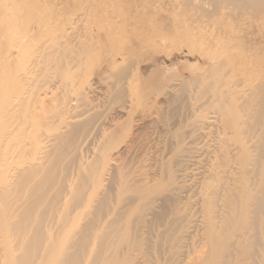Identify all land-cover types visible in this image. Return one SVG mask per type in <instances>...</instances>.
<instances>
[{
  "label": "bare ground",
  "instance_id": "obj_1",
  "mask_svg": "<svg viewBox=\"0 0 264 264\" xmlns=\"http://www.w3.org/2000/svg\"><path fill=\"white\" fill-rule=\"evenodd\" d=\"M38 1L12 0L11 14L0 12V264H165L163 255L179 251H171L178 226L187 228L193 216L188 204L176 210L187 173L206 247L192 264H239L242 257L264 264V60L248 63L252 74L237 84L246 85L240 94L206 86L212 111L192 130L212 124L217 133L199 155L177 125L153 158L151 183L137 184L130 163L116 164L125 145L141 130L160 137L170 124L150 111L138 68L123 65L105 88L89 82L84 65L102 37L92 28L54 53L32 50L25 38L32 23L40 25L35 11L46 2ZM193 1L184 0L209 21L221 7L232 20L249 14L264 23V0ZM137 108L145 115L132 125Z\"/></svg>",
  "mask_w": 264,
  "mask_h": 264
},
{
  "label": "rangeland",
  "instance_id": "obj_2",
  "mask_svg": "<svg viewBox=\"0 0 264 264\" xmlns=\"http://www.w3.org/2000/svg\"><path fill=\"white\" fill-rule=\"evenodd\" d=\"M43 1L46 2L44 3L46 6L40 3L41 5L35 11L36 16L41 19L40 25L36 28L37 25L32 23L33 32L28 31V37L25 38L26 43L32 44V50L37 53L38 48L45 46L44 54L54 53L62 48V45L66 43V38L75 40L78 34L85 35V32L92 28V32L98 35V38L102 37L100 51L88 58L86 66L84 65L90 74L89 82H99L96 84L97 87L105 88L108 84L106 79L110 83L112 80L109 76L115 75L123 65V67L130 65L127 67L129 69L138 68L140 83L143 84L142 91L146 95L150 111L153 114L158 112L160 116H165L170 124L169 130L162 132L160 137L152 135L148 129L141 130L142 133L136 136L134 147L126 148L127 145H125V151L116 164L120 161L130 163V178L133 180L132 176L135 175L134 181L136 180L137 184H140L142 179L144 180L142 183L145 182L144 185L151 183L148 179L151 178L150 165L157 158L161 146L163 147L175 135L173 132L177 125L181 127L178 133L183 132L186 135L185 143L200 148L198 152L196 149L192 156L199 155L205 145L213 141L217 133L214 130L216 127L212 124L209 126L210 130L202 131L198 127L192 130L194 125L204 123L205 117L212 111L205 102L207 99L211 100L213 91L205 90L206 86L218 87L219 91H225L224 94L229 96L240 94L246 89V85L237 84L252 74L249 70L251 64L248 63L260 65L264 60V23L262 20L255 22L249 14L241 20L234 18L232 20L228 18L233 15L227 8L219 7L220 10L216 12L218 18L209 21L201 16L202 13L194 9L195 4L187 6L184 0H41ZM200 1L194 0L193 3L196 2L199 5L202 2ZM11 6L12 0H1V14L5 17L11 14ZM204 6L208 7L203 3ZM72 19L75 22L73 25L71 24ZM226 35H228L227 38ZM15 41L11 45L17 44ZM214 45L218 51L217 57L213 50ZM223 45L225 47H222ZM107 55H110L109 60L104 62ZM251 57L252 60H250ZM42 66L43 63L34 67L36 73L37 69ZM149 71H153V77ZM146 74L147 78L149 74L151 79H146ZM142 79L147 83H143ZM157 81L160 83L158 84ZM151 86L155 88L152 89ZM207 96L209 97L206 98ZM151 105H153L152 108ZM144 113V108L135 109L132 114L134 122L139 116H144ZM194 140L196 145L191 143ZM189 163H185L186 167ZM187 175L184 183L186 188L180 190L181 196L178 197L180 203L176 205V210L183 212V206L188 204L186 212L193 216L187 228L183 227L184 222L178 226L177 237L173 240L174 246L171 245V251L175 247V251H179L171 253L172 258L169 254L163 255L162 263L165 264H192L196 256L200 255L202 250H206L199 238L201 233L199 206L193 201V188L188 189L195 179L189 177L190 173ZM138 178H140L139 181ZM240 260L239 264H251L244 257Z\"/></svg>",
  "mask_w": 264,
  "mask_h": 264
}]
</instances>
